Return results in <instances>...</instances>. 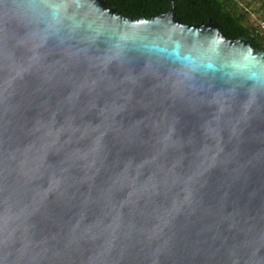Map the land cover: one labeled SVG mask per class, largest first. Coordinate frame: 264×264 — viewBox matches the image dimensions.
Returning a JSON list of instances; mask_svg holds the SVG:
<instances>
[{
    "label": "water",
    "instance_id": "water-1",
    "mask_svg": "<svg viewBox=\"0 0 264 264\" xmlns=\"http://www.w3.org/2000/svg\"><path fill=\"white\" fill-rule=\"evenodd\" d=\"M0 264H264V52L0 0Z\"/></svg>",
    "mask_w": 264,
    "mask_h": 264
},
{
    "label": "trees",
    "instance_id": "trees-1",
    "mask_svg": "<svg viewBox=\"0 0 264 264\" xmlns=\"http://www.w3.org/2000/svg\"><path fill=\"white\" fill-rule=\"evenodd\" d=\"M108 4L134 19H154L174 7L176 16L185 23L213 21L226 35L245 36L264 49V30L253 19L257 15L264 20V0H108Z\"/></svg>",
    "mask_w": 264,
    "mask_h": 264
},
{
    "label": "flooded vegetation",
    "instance_id": "flooded-vegetation-1",
    "mask_svg": "<svg viewBox=\"0 0 264 264\" xmlns=\"http://www.w3.org/2000/svg\"><path fill=\"white\" fill-rule=\"evenodd\" d=\"M111 7H116V6H111ZM117 8V7H116ZM118 10V8H117ZM119 11V10H118ZM195 24V23H194ZM205 25V24H204ZM228 36V35H227ZM231 37L232 39H242V38H247L245 36H237V37H232V36H228ZM250 40V39H249ZM251 41V40H250ZM251 43L253 44L254 48L257 49L260 52H264V49L258 47L254 42L251 41Z\"/></svg>",
    "mask_w": 264,
    "mask_h": 264
},
{
    "label": "rangeland",
    "instance_id": "rangeland-1",
    "mask_svg": "<svg viewBox=\"0 0 264 264\" xmlns=\"http://www.w3.org/2000/svg\"><path fill=\"white\" fill-rule=\"evenodd\" d=\"M255 24L258 26L260 21H263V19L259 18L257 15L253 16Z\"/></svg>",
    "mask_w": 264,
    "mask_h": 264
},
{
    "label": "built area",
    "instance_id": "built-area-1",
    "mask_svg": "<svg viewBox=\"0 0 264 264\" xmlns=\"http://www.w3.org/2000/svg\"><path fill=\"white\" fill-rule=\"evenodd\" d=\"M259 29L264 30V20L259 22Z\"/></svg>",
    "mask_w": 264,
    "mask_h": 264
}]
</instances>
